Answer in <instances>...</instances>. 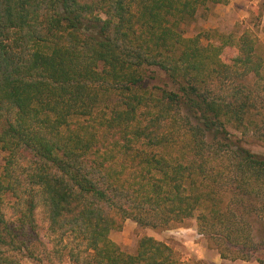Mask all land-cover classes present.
Instances as JSON below:
<instances>
[{
    "label": "trees",
    "instance_id": "16d2710c",
    "mask_svg": "<svg viewBox=\"0 0 264 264\" xmlns=\"http://www.w3.org/2000/svg\"><path fill=\"white\" fill-rule=\"evenodd\" d=\"M229 1L0 0V264H209L111 237L192 218L221 258L264 264V153L245 145L264 147L262 46L185 34Z\"/></svg>",
    "mask_w": 264,
    "mask_h": 264
},
{
    "label": "rangeland",
    "instance_id": "374dc122",
    "mask_svg": "<svg viewBox=\"0 0 264 264\" xmlns=\"http://www.w3.org/2000/svg\"><path fill=\"white\" fill-rule=\"evenodd\" d=\"M245 31H249L256 38L264 52V0H230L227 4H215L208 10L201 8L196 19L185 26L186 36L200 33L204 43H208L209 38L217 41L219 35H233L236 38ZM233 49V47H227L225 55L229 57L233 53ZM149 75V84L164 85L167 81L161 71L150 72ZM245 145L255 152L264 153L262 144L253 138L248 137ZM4 157L5 153L0 151V175L5 164ZM36 216L42 230V227L47 226L42 204L37 208ZM198 230V222L195 218L188 220L185 225L171 230L142 228L135 221L128 219L121 230L111 233V237L129 253L136 252L142 236L152 235L170 243L184 259L199 258L209 264H259L256 261L221 258L215 247ZM24 264H35V261L26 258ZM62 264L73 263L65 258Z\"/></svg>",
    "mask_w": 264,
    "mask_h": 264
}]
</instances>
